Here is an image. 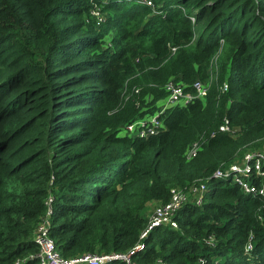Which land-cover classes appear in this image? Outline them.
<instances>
[{"label": "trees", "instance_id": "1", "mask_svg": "<svg viewBox=\"0 0 264 264\" xmlns=\"http://www.w3.org/2000/svg\"><path fill=\"white\" fill-rule=\"evenodd\" d=\"M151 2L0 0V264H41L33 234L48 208L65 258L140 243L135 264H264V195L214 175L264 146V0ZM213 59L204 98L166 108L155 135L122 134L159 109L168 80L208 81ZM224 117L234 135L218 130ZM201 182L176 228L140 238L149 203Z\"/></svg>", "mask_w": 264, "mask_h": 264}, {"label": "built area", "instance_id": "2", "mask_svg": "<svg viewBox=\"0 0 264 264\" xmlns=\"http://www.w3.org/2000/svg\"><path fill=\"white\" fill-rule=\"evenodd\" d=\"M93 1V0H91ZM147 5H152L151 0H142ZM99 5L95 4L91 10V18L96 20V24H99L104 16L100 14ZM194 18L191 17V20ZM175 47H172V51ZM216 67V59H213L209 67L210 77L208 81L203 82L196 80L193 82V90L186 91L185 85L174 82L172 79L168 80L163 88L167 92L164 100V104L159 106L158 111L152 115H148L142 118H138L130 123H127L122 128V134L128 136L148 137L159 133L164 125L162 120L159 119V115L169 107L173 106H186L196 98H204L208 88L215 79L214 69ZM221 92L228 90V83L224 80L220 85ZM219 131L234 134L236 129L231 128L229 121L224 117L222 124L219 125ZM212 135V133H211ZM203 138L200 137L187 147L185 151V157L190 159L194 157L199 149ZM215 176H222L229 178L232 183L239 186L240 190L246 194L264 195V148H252L243 152L239 157H236L232 162L227 163L223 168H218ZM206 190V184L204 182L198 185L194 184L187 188L174 187L171 190V197L167 202L155 203L151 211L148 213L147 227L141 232L140 238H143L151 229L158 225H169L173 228L177 227V221L174 218L176 211L186 202L192 201L197 205L202 203L203 194ZM52 200V196L49 195L47 204ZM50 224V208L40 217L33 234V240L39 247L38 256L41 264H102L105 261L111 259H118L124 261L126 264H135L132 261L131 255L135 250L140 249L142 245L138 243L133 248L124 252H112L108 254H86L78 257L65 258L58 251L54 240L49 234ZM251 236L245 246V250L252 248ZM211 239L209 240V242ZM199 264H205L202 259H199ZM147 264H169L168 262L156 259L153 262ZM217 264V262H214Z\"/></svg>", "mask_w": 264, "mask_h": 264}, {"label": "rangeland", "instance_id": "3", "mask_svg": "<svg viewBox=\"0 0 264 264\" xmlns=\"http://www.w3.org/2000/svg\"><path fill=\"white\" fill-rule=\"evenodd\" d=\"M99 7H100V5H99ZM100 9H101V7H100ZM153 11H154V10H153ZM100 14H102L103 16H105L104 12H102V11H100ZM163 104H164V100H159V101H158V106L161 105V107H162ZM156 111H158V110H156ZM233 135H234V134H233ZM262 148H264V146H262ZM153 205H154V204H153ZM152 208H153V206L149 207V208H148V212H150Z\"/></svg>", "mask_w": 264, "mask_h": 264}, {"label": "crops", "instance_id": "4", "mask_svg": "<svg viewBox=\"0 0 264 264\" xmlns=\"http://www.w3.org/2000/svg\"><path fill=\"white\" fill-rule=\"evenodd\" d=\"M153 204H154V203H149L148 208L151 207V206H154Z\"/></svg>", "mask_w": 264, "mask_h": 264}]
</instances>
